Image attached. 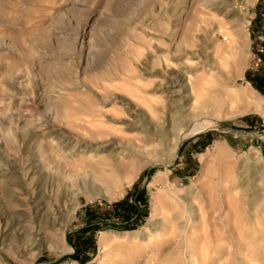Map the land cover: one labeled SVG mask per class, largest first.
<instances>
[{
    "label": "rangeland",
    "instance_id": "rangeland-1",
    "mask_svg": "<svg viewBox=\"0 0 264 264\" xmlns=\"http://www.w3.org/2000/svg\"><path fill=\"white\" fill-rule=\"evenodd\" d=\"M204 2L0 0L1 264H264V0ZM92 127L134 150L109 188L61 142Z\"/></svg>",
    "mask_w": 264,
    "mask_h": 264
},
{
    "label": "bare ground",
    "instance_id": "bare-ground-1",
    "mask_svg": "<svg viewBox=\"0 0 264 264\" xmlns=\"http://www.w3.org/2000/svg\"><path fill=\"white\" fill-rule=\"evenodd\" d=\"M203 1H205L204 2L205 6L208 3L210 4L209 11L211 13L209 12L208 14L215 15V16H219L220 15L221 19L222 18L225 19L226 24H230L233 27H237L238 28L240 23L238 24V19H236V18L239 16V12L237 10H235L232 7L231 3H230L231 1H235V0H227L226 2L215 1V0H203ZM212 11H214V12L212 13ZM189 28H188V30H189ZM241 32L239 30H236L235 36L236 37H238V35L240 36L242 34ZM226 37L227 38H231V37L233 38L234 36H233V33H232V35H231V33H227ZM234 40H235V38H234ZM229 41H231V40H229ZM235 41H233V42L235 43ZM235 45H229L228 49H226L227 51H225L226 55H232V56L236 55V51L237 50L233 47ZM222 52H224V51H222ZM226 55L224 54L223 56H226ZM205 76H208V77L212 78L211 73H207ZM199 81H200V79H199ZM200 82H202V81H200ZM206 82H208V81L206 80ZM204 89L205 88H201L199 91H204ZM191 92H192V88H191ZM219 102H221V100H219ZM210 105H211L210 102L207 101V102L203 103L200 107L201 108H206V107H208ZM88 116H89V118H91V117L93 118L94 117V113L93 112L89 113ZM71 123H72L71 125L73 127H75V124H74V122L72 120H71ZM205 124H208V123L205 122ZM206 129H209V128H206ZM83 130L86 131L84 136H80V135L67 136L61 142H64V141L69 142L72 139L71 144L73 142L76 143L73 146L74 148L78 144V148L85 146V148L88 147V148L92 149V147H95V151H97V150H108L109 148H112V151H111V153H108L107 155L102 157V156H98L97 153L92 155L91 153L94 151V149L89 151L86 148V153L84 155H82V151H81V153H79L80 156H76V155L69 156L68 155L70 157V160H71L70 162L72 164V170L76 171V172H78L80 170H82V171L85 170L86 174L88 176H90V179H89L90 183H92V184H94V183L105 184V185L108 186V187L107 186L106 187L109 188V186L114 185V183L117 181V177L126 171L127 161H129V158H131L133 156L134 150H132V147L130 146V148L128 150H123L120 153H114V148L113 147L114 146L116 147L117 144L103 130H99V129L95 128V127L94 128L92 127V129L90 128V129H83ZM59 141H60V138H59L58 142ZM180 144H181V141L179 140V137L177 135H175L174 136L173 152H176V150H177V148L179 147ZM62 146L63 145L61 143H59L58 150L61 151ZM137 147H139V145H137ZM36 158L39 159V162H41L40 164H42L43 162L45 163V161L47 160L46 152L44 150H42V151L41 150H37V152L35 154V159ZM33 159H34V157H33ZM172 161H173V158L169 162V164H171ZM111 173H113V174H111ZM156 183H157V181L156 182H152L150 185L154 186V187H158ZM106 187L104 188V190L108 192V190H106ZM98 194L101 195L102 197L106 198L105 194H103V195L100 194V193H98ZM88 197H90V196H87V198ZM43 208H44V204H43V202L41 200L38 199V200L33 201V214H34L35 217L39 215L40 211ZM158 219L159 218H156L154 206L152 205L151 206V210H150V216L147 219L146 224L142 228H144V229H146L148 231H151L153 229L154 221L158 220ZM25 231L26 230L24 229L22 224L19 222V220H15V221H13V223L10 224V226H8L7 228L5 227V228L2 229L1 237L5 241H8V240L10 241V239H8V237H12V236H13V238L15 237V239L17 240L22 235V233L25 232ZM20 233H21V235H20ZM35 241H36V239H34V242ZM102 248H103L102 250L104 252L105 248L103 246H102ZM2 262H3V260L0 257V264Z\"/></svg>",
    "mask_w": 264,
    "mask_h": 264
},
{
    "label": "water",
    "instance_id": "water-1",
    "mask_svg": "<svg viewBox=\"0 0 264 264\" xmlns=\"http://www.w3.org/2000/svg\"><path fill=\"white\" fill-rule=\"evenodd\" d=\"M223 130H225V131H230L229 129H223ZM241 132H243V131H241ZM179 149V148H178Z\"/></svg>",
    "mask_w": 264,
    "mask_h": 264
},
{
    "label": "crops",
    "instance_id": "crops-1",
    "mask_svg": "<svg viewBox=\"0 0 264 264\" xmlns=\"http://www.w3.org/2000/svg\"><path fill=\"white\" fill-rule=\"evenodd\" d=\"M81 228H83V226H82ZM81 228H78L77 230H79V229H81Z\"/></svg>",
    "mask_w": 264,
    "mask_h": 264
}]
</instances>
